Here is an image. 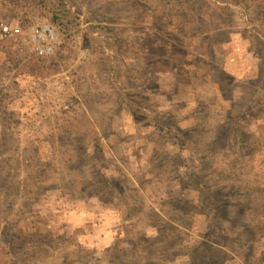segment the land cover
Wrapping results in <instances>:
<instances>
[{
  "label": "rangeland",
  "instance_id": "1",
  "mask_svg": "<svg viewBox=\"0 0 264 264\" xmlns=\"http://www.w3.org/2000/svg\"><path fill=\"white\" fill-rule=\"evenodd\" d=\"M0 264H264V0H0Z\"/></svg>",
  "mask_w": 264,
  "mask_h": 264
},
{
  "label": "built area",
  "instance_id": "2",
  "mask_svg": "<svg viewBox=\"0 0 264 264\" xmlns=\"http://www.w3.org/2000/svg\"><path fill=\"white\" fill-rule=\"evenodd\" d=\"M2 31H3V35L4 36H8V35L14 36L15 34H18L20 30L19 29H12V28H10L8 26H5L2 29ZM42 32L45 35L48 33L46 35L47 41L48 40H54L55 39V33H54V31L51 28H49V26H46L45 28H43ZM51 51H52V47L40 48V53L41 54H48Z\"/></svg>",
  "mask_w": 264,
  "mask_h": 264
}]
</instances>
